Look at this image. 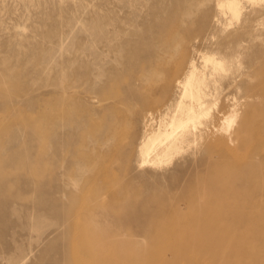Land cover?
<instances>
[{"label": "rangeland", "instance_id": "374dc122", "mask_svg": "<svg viewBox=\"0 0 264 264\" xmlns=\"http://www.w3.org/2000/svg\"><path fill=\"white\" fill-rule=\"evenodd\" d=\"M263 225L264 0H0V264H228Z\"/></svg>", "mask_w": 264, "mask_h": 264}, {"label": "bare ground", "instance_id": "6f19581e", "mask_svg": "<svg viewBox=\"0 0 264 264\" xmlns=\"http://www.w3.org/2000/svg\"><path fill=\"white\" fill-rule=\"evenodd\" d=\"M227 5V7H228V9L230 10V11H232L233 12V14H236V8H235V6H234V4H233V1H231V2H229V3H227L226 4ZM198 50V49H197ZM193 51V50H192ZM204 56L205 55H203V58H204ZM210 56V55H209ZM200 57V56H199ZM199 57H198V59H199ZM202 57V56H201ZM195 58H196V56H195ZM205 60H207V56H205ZM210 58V57H209ZM188 59V58H187ZM211 59V58H210ZM189 60V59H188ZM208 61V60H207ZM210 61V60H209ZM208 61V62H209ZM212 61H214V60H212ZM191 62V64H190V66H191V68L194 70V65H193V62L192 61H190ZM199 62V61H198ZM207 62V63H208ZM211 62V61H210ZM219 64H220V62H218ZM186 64H189L188 62L186 63ZM215 64V63H214ZM213 65V64H212ZM211 65V66H212ZM187 66V65H186ZM214 66V65H213ZM215 66H217V64L215 65ZM202 68V67H201ZM212 68V67H211ZM217 68H218V66H217ZM217 68H215V69H217ZM204 69V68H203ZM193 70H191V72H190V75H188V77L190 78H193L192 76H193V74H194V71ZM213 70V69H212ZM211 70V71H212ZM178 71V70H177ZM188 71V70H187ZM201 71V70H200ZM196 72V71H195ZM213 72V71H212ZM212 72H211V74H212ZM202 73V72H201ZM187 74V73H186ZM196 74V73H195ZM197 75H198V73H197ZM208 75V74H207ZM206 75V79L208 78V76ZM184 77V76H183ZM198 77V76H197ZM200 77V76H199ZM202 77H204V76H202ZM199 79V78H198ZM178 80V79H177ZM176 80V81H177ZM183 80V79H182ZM197 80V79H196ZM195 80V81H196ZM200 80H202V79H200ZM203 80H204V78H203ZM202 80V81H203ZM190 81H191V79H190ZM194 81V82H195ZM198 81V80H197ZM177 84L179 83L178 81L176 82ZM186 83H187V81H186ZM185 83V84H186ZM196 83V82H195ZM199 83H200V85H201V87H204L205 85H203L202 86V84H206V83H202L201 81H199ZM199 83H196V85H198L199 86ZM202 83V84H201ZM175 84V83H174ZM176 85V84H175ZM180 86V85H179ZM187 87V86H186ZM206 87V86H205ZM182 88V87H181ZM185 88V87H184ZM191 89H193V86L191 87ZM195 89V88H194ZM199 89V88H198ZM198 89H197V91H198ZM189 90H190V88H189ZM203 90V89H202ZM184 91H186V89L184 90ZM197 91H195V93L197 92ZM199 91H200V89H199ZM205 91V90H204ZM183 91H181V93H182ZM192 92H194L193 90H192ZM192 92H191V94H192ZM201 92V91H200ZM186 93V92H185ZM185 93H183L184 95H185ZM194 93V95H196V97H194V98H196L197 100H200V98L201 97H205V96H202L201 95V97L200 96H198V98H197V94H195ZM198 93V92H197ZM203 93V92H202ZM201 94V93H200ZM189 96H190V93L188 94ZM203 95H205V94H203ZM183 98H184V96H182ZM193 97V96H192ZM193 98V99H194ZM185 99H187V98H185ZM189 99H191V97L189 98ZM181 101H180V99H179V103H180ZM191 102V101H190ZM194 102H195V100H194ZM199 102V101H198ZM203 102H204V100H203ZM197 103V102H196ZM196 103H194V104H196ZM200 103V102H199ZM244 103V102H243ZM181 104H182V102H181ZM188 104H189V102H188ZM202 105H203V103H201ZM184 105V104H183ZM182 105V106H183ZM179 106H180V104H179ZM199 106V105H198ZM201 106V105H200ZM196 107H197V105H196ZM178 108V105H177V107H176V109ZM184 108H185V106H184ZM192 107H190V109H191ZM178 110H180V109H177V111ZM184 110V109H183ZM162 111H164V110H162ZM189 111V110H188ZM172 112V111H171ZM182 112V111H181ZM192 112V111H191ZM175 113V112H174ZM189 113V112H188ZM159 114V113H158ZM160 115V114H159ZM162 115V114H161ZM179 115H183L182 113L181 114H178V116ZM185 115V114H184ZM172 116V115H171ZM199 116H201V115H199ZM157 117V116H156ZM160 117V116H159ZM162 117H163V115H162ZM185 118V117H184ZM201 118V117H200ZM153 119V118H152ZM167 119V118H166ZM180 119V116H179V118H178V120ZM186 119V118H185ZM231 119V118H230ZM230 119H229V121H230ZM173 120V119H172ZM176 120H177V118H176ZM223 120H226L227 121V119H223ZM151 121V120H150ZM158 121H159V119H158ZM197 121V120H196ZM229 121L227 122V123H229ZM234 121V120H233ZM236 121V120H235ZM153 122V121H152ZM162 122H164V121H162ZM223 122V121H222ZM156 123H157V121H156ZM170 123V122H169ZM169 123H168V127H169ZM178 123V122H177ZM196 123L197 122H195V125H196ZM226 123V122H225ZM163 124V123H162ZM167 124V123H166ZM161 125V124H160ZM159 125V123L157 124V126H160ZM194 125V126H195ZM225 125V124H224ZM229 125H230V123H229ZM156 126V125H155ZM156 126V127H157ZM177 126V128H180L181 127V124L180 123H178L177 125H175V127ZM185 126V125H184ZM193 126V125H192ZM237 126H239V125H237ZM236 126V127H237ZM162 127H164V125H162ZM188 127V126H187ZM222 127V126H221ZM220 127V128H221ZM248 127V126H247ZM246 127V128H247ZM165 128H167V127H165ZM169 128H171V127H169ZM168 128V129H169ZM191 128V127H190ZM227 128H228V124H227ZM156 129H159V127L158 128H156ZM172 129V128H171ZM237 129H238V127H237ZM176 130V129H175ZM174 130V131H175ZM183 130V129H182ZM189 130V129H188ZM220 130V129H219ZM245 130H247V129H245ZM159 131V130H158ZM173 131V132H174ZM190 131V130H189ZM194 131V130H193ZM238 132L240 131L239 129L237 130ZM248 131H249V129H248ZM255 131V130H254ZM164 132V131H163ZM182 132H184V131H182ZM186 132H188L187 131V129H186ZM236 132V131H235ZM236 132V134H238L239 135V133L241 132ZM157 133V132H156ZM156 133H155V135H156ZM159 133H160V131H159ZM169 133V132H168ZM181 133V132H180ZM158 134V133H157ZM173 133H171L170 132V134H165V132H164V135H166L165 136V140H167V141H169V144L170 145H168V146H172V144H173V142H175V141H177L178 139H176V136H175V138L174 137H172V138H169L171 135H172ZM184 135H185V132L183 133ZM188 134V133H187ZM235 133L234 134H232V137L231 138H233V135H236ZM243 134H244V136H245V134L246 133H244L243 132ZM159 135H162V134H158V135H156V137H154L153 139H150V140H147V142H148V144L149 143H153V141H158V138L160 137ZM181 135V134H180ZM183 135V136H184ZM199 135V134H198ZM204 135V134H203ZM202 135V136H203ZM242 135V134H241ZM191 136H192V134H191ZM195 136H197V135H195ZM214 137H215V135H214ZM150 138V137H149ZM177 138H179L178 136H177ZM180 138L182 139V136H180ZM195 138V137H194ZM199 138V136H197V138H195V139H198ZM235 138H236V136H235ZM235 138H234V140H235ZM195 139H194V142H195ZM215 139V138H214ZM222 139V138H221ZM237 139V138H236ZM244 139V138H243ZM248 139H249V136H248ZM183 140V139H182ZM184 140H185V138H184ZM199 140V139H198ZM230 140H232V139H229V141ZM239 140V139H238ZM179 141V140H178ZM220 141V140H219ZM218 141V142H219ZM236 141V140H235ZM234 141V142H235ZM189 142H191V141H189ZM193 142V141H192ZM155 143V142H154ZM178 143V142H177ZM182 143H183V141H182ZM222 143V142H221ZM224 143V142H223ZM144 145L146 144V143H143ZM180 144V143H179ZM178 144V145H179ZM225 144V143H224ZM147 145V144H146ZM183 145V144H182ZM236 145H238V144H236ZM240 145V144H239ZM243 145V144H242ZM151 146V145H150ZM187 146V145H186ZM145 147V149H144V151L146 150V152L149 150V145L148 146H144ZM153 147V146H152ZM179 147V146H178ZM180 147H181V145H180ZM236 147V146H235ZM240 147H242V146H240ZM244 147H245V144H244ZM143 148V147H142ZM167 148V147H166ZM173 148H174V145H173ZM172 148V149H173ZM176 148V147H175ZM231 148V147H230ZM168 149V148H167ZM170 149V148H169ZM168 149V150H169ZM181 149H182V147H181ZM181 149H179V151L181 150ZM165 150V149H164ZM163 150V151H164ZM171 150V149H170ZM174 150H176V149H174ZM173 150V151H174ZM142 151H143V149H142ZM165 151H167V150H165ZM234 151V150H233ZM238 151V150H237ZM236 152V151H235ZM144 153V152H143ZM165 153V152H164ZM167 154H168V152H167ZM145 155H146V153H145ZM166 155V154H165ZM165 155H163V156H165ZM146 157H147V155H146ZM235 161V160H234ZM201 199V198H200ZM199 221V220H198ZM197 223V222H196ZM263 227H264V225H263ZM255 232V231H254ZM263 232V233H262ZM183 233V232H182ZM189 234V233H188ZM190 236L192 235L191 233L189 234ZM197 235V234H196ZM195 236V235H194ZM179 237V236H178ZM196 238V237H195ZM218 238V237H217ZM191 238H189V240H190ZM192 239L194 240V237H192ZM196 239H198V238H196ZM259 239H260V241H263L264 242V228H262V231H260V234H259ZM188 240V241H189ZM216 240V239H215ZM214 240V241H215ZM175 241V240H174ZM187 241V242H188ZM192 241V240H191ZM196 241V240H195ZM194 241H192V243L190 242V245L189 246H191V244H192V246H193V244L195 243H193ZM216 242V241H215ZM214 242V243H215ZM231 242L232 243H237L238 244V241H237V239L235 238L234 240H231ZM251 242V241H250ZM183 243V242H182ZM209 243V242H208ZM245 243H247L246 242V240H245ZM173 244V243H172ZM184 245H185V243H183ZM183 244H181V245H183ZM216 244H217V242H216ZM196 245H197V243H196ZM196 245H194L195 247H196ZM200 244H198V250H199V248H200V246H199ZM215 245V244H214ZM264 245V244H263ZM118 246V245H117ZM187 246V245H186ZM186 246H185V248H186ZM193 246V247H194ZM217 246V245H216ZM175 247H177V246H175ZM218 247V246H217ZM216 247V248H217ZM211 248H213V247H210V249ZM243 248L246 250V251H244V253L241 255V256H237L236 255V247H235V245H231L230 246V249H228V250H230L229 251V257H228V261H227V263L228 264H264V250H262V251H258V252H255V251H253L252 249H250V250H248L249 249V247L248 246H244L243 245ZM263 248H264V246H263ZM116 249H117V247H116ZM187 249H188V246H187ZM191 249V248H190ZM193 249V248H192ZM213 249H215V248H213ZM170 250H172V249H170ZM170 250L168 249V253L170 254ZM175 250H177V248L175 249ZM181 250V249H180ZM194 250H197V249H195L194 248ZM215 250H218V248L217 249H215ZM188 251V250H187ZM180 252H183V253H185L186 252V250H185V252L184 251H180ZM180 252L179 253H177V254H179L180 255ZM189 252V251H188ZM174 253V252H173ZM116 254H118L117 252H116ZM120 254V253H119ZM171 255H172V252H171ZM170 255V256H171ZM178 255V256H179ZM118 257H119V255H117ZM172 257V256H171ZM174 257H176V256H174ZM181 258H182V256H180ZM167 258V257H166ZM176 259V258H175ZM179 259V258H178ZM186 259V258H185ZM184 258H183V260H185ZM166 260V259H165ZM187 260V259H186ZM188 260H189V257H188ZM217 259H214V261H216ZM163 261V260H162ZM167 261V260H166ZM171 261V260H170ZM176 261V260H175ZM178 261H180V259L178 260ZM172 262V261H171ZM185 262V261H184ZM187 263H188V261H186ZM191 262H192V260H191ZM217 262V261H216ZM173 263H175V262H173ZM176 263H177V261H176ZM179 263V262H178ZM197 263V262H196ZM213 263V262H212ZM218 263L219 264H222V263H220L219 261H218ZM218 263H215V264H218ZM184 264V263H183Z\"/></svg>", "mask_w": 264, "mask_h": 264}]
</instances>
